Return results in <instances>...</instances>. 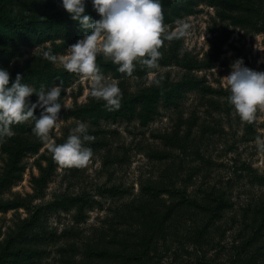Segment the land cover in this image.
Returning <instances> with one entry per match:
<instances>
[{
    "label": "rangeland",
    "instance_id": "rangeland-1",
    "mask_svg": "<svg viewBox=\"0 0 264 264\" xmlns=\"http://www.w3.org/2000/svg\"><path fill=\"white\" fill-rule=\"evenodd\" d=\"M3 4L5 0H0V6ZM60 4L61 0H14L7 6L14 14L32 12L33 9L39 14L40 10H54ZM181 20L189 23L188 33L180 39L164 40L160 46L163 55L159 58L158 68L149 70L134 61L135 68L142 70L143 75L124 79L122 85L121 80L112 75L105 77L118 81L123 93L121 102L184 79L203 80L219 93L203 95L190 92L178 109L160 107L159 115L147 127H142L135 119L102 120L99 125H94L88 118H59L58 126L49 132L56 143H63L78 122H86L88 131L95 136L94 140L85 142L93 149L87 165L65 166L57 162L49 172L44 197H31L35 194L33 179L42 174L39 164L48 167V162L41 157L53 159V154L43 142L38 155L30 154L24 158L26 171L22 181L3 197L13 199L21 196L33 205H41L51 202L56 196L87 195L100 200L102 206L89 212L87 222L80 225L73 219L74 212L51 216L52 227L58 228V232L70 228L73 235L69 237L68 233L66 244L62 241L50 247V255L41 264H64L58 248H67L76 261L80 260L83 258L80 250L87 247L85 242L89 237L94 238L102 231L109 234V229L131 230L137 226L138 222L125 223L127 217L124 215L133 210L129 208L130 204L138 206L140 211L138 196L142 187L157 179L172 182L179 190L192 196H203L211 189H225L234 209L218 224L219 229L214 228L210 236L206 235V245L202 249L194 246L191 235L203 226V216L199 213L184 214L173 222V227L162 236L164 239L154 241L153 252L146 256L149 264H198L204 252L208 258H215L220 263L228 260L233 248L243 243V236L247 234L242 229L243 211L264 203V152L258 151L255 143L257 135H264V107L257 109L254 120H241L229 103L230 86L226 76L232 70L231 64L240 57L244 58L247 66L264 70V33L255 34L249 29L231 26L206 3L195 6V13ZM175 25H167L166 31ZM227 34L230 36L228 42L219 49V40ZM35 47L23 48L17 57H8V69L12 72L33 65L37 59L47 60L39 54L33 55ZM41 47H51L57 54L67 52V49L59 51L51 43ZM97 59L110 60L102 54H98ZM161 76L160 84H156ZM90 92L87 77L73 78L71 86L61 93L62 103L68 107H62L60 111L75 110L93 101L105 103ZM37 98L36 93L31 95V100ZM108 188L120 189L121 194L117 197L105 195L103 192ZM163 204H152L149 208L161 210ZM28 217L23 208L0 213V241L13 229L16 230L19 220ZM257 244L263 252L264 236Z\"/></svg>",
    "mask_w": 264,
    "mask_h": 264
},
{
    "label": "trees",
    "instance_id": "trees-1",
    "mask_svg": "<svg viewBox=\"0 0 264 264\" xmlns=\"http://www.w3.org/2000/svg\"><path fill=\"white\" fill-rule=\"evenodd\" d=\"M14 0H5L0 6V67H7L8 57H17L23 48H33L38 44L51 43L59 51H64L68 46L83 35L84 29L78 21L73 20L62 2L54 10H40L37 14L32 12H10L7 3ZM206 3L217 10L218 17L228 22L231 26L249 29L255 34L264 33V0H162L165 25L176 23L177 19L195 13V6ZM59 8V9H57ZM87 11L91 16L99 18V13L88 0ZM229 34L220 41L219 49L228 42ZM6 63V64H5ZM104 75H112L121 80L131 76L143 75V71L134 68L132 75L117 71V65L111 60L97 59ZM8 68V67H7ZM20 72L24 81L39 89L41 85L52 86L63 82V90L71 86L73 78L81 76L79 73L70 72L63 67H55L49 60L37 59L33 65L25 69H14L11 80ZM10 80V82H11ZM190 92H199L203 95H215L214 90L203 80L184 79L152 92H144L121 102L118 109L109 111L101 101H93L88 105L75 110L60 111L62 119L88 118L94 125H99L102 120L135 119L142 127H147L158 115L160 107L167 110L178 109L186 100ZM41 109L35 110L39 116ZM34 119L28 118L11 125L13 135L0 139V213L19 211L25 209L29 217L19 220L16 230L13 229L0 241V264H41L50 255V247L71 237L72 229L67 228L58 232V228L50 225V217H59L61 213L74 212L73 219L77 225L87 222L89 212L102 206V202L92 196H56L51 202L33 205V202L16 196L5 199L3 195L10 191L23 179L26 171L24 158L27 155H38L44 144L32 131ZM48 162V167L41 169V176L34 178L35 194L31 197L42 198L45 187L50 177L49 172L57 163L50 157L42 156ZM105 195L117 197L121 190L108 188ZM139 197V206L130 204L133 210L124 215L125 223L138 222L131 230L122 228L109 229V234L102 231L94 238L86 239L88 245L80 250L83 258L75 260L70 250L58 248V253L63 257L64 264H149L146 256L153 252L154 241L162 238L184 214L199 213L203 216L204 224L194 230L191 235L192 243L198 248H203L206 235L212 234L214 228L234 209V203L225 189H211L210 193L203 196L188 195L186 191L179 190L172 182L166 183L161 179L150 181L142 187ZM163 202L161 210L149 208L152 204ZM136 227V228H135ZM242 229L246 230L243 243L233 248V253L226 261L218 262L215 258H208L204 252L198 264H263L264 251L257 247V242L264 236V203L253 209L243 211ZM168 241V239H165ZM65 241V242H64ZM82 242V243H83ZM257 247V249H256ZM264 249V247H262ZM223 249V247H222ZM232 251V250H231ZM256 251V252H255ZM157 252V251H156ZM259 257H262L259 259ZM263 261V262H262Z\"/></svg>",
    "mask_w": 264,
    "mask_h": 264
},
{
    "label": "clouds",
    "instance_id": "clouds-1",
    "mask_svg": "<svg viewBox=\"0 0 264 264\" xmlns=\"http://www.w3.org/2000/svg\"><path fill=\"white\" fill-rule=\"evenodd\" d=\"M71 18L79 22L83 35L70 44L65 54H57L51 47L38 44L33 55L62 65L64 69L81 74L90 80L93 97L105 101V107L112 111L121 106L122 91L117 80H109L97 63L102 54L116 64L117 71L132 75L137 61L149 70L159 67L163 53L160 46L164 40L185 37L189 30L186 20L177 19L175 28L166 31L162 0H91L99 18H93L87 11L88 0H61ZM227 83L230 86L229 103L241 120L252 121L257 109L264 107V70H255L240 57L231 64ZM163 76L155 81L160 84ZM7 67H0V139L13 135L11 125L28 118L35 123L32 131L44 142L53 159L61 165L83 167L93 156V149L85 142L95 136L88 131L86 122H78L71 128L63 143H56L49 136L50 129L58 126L60 110L67 108L62 103L63 82L52 86L41 85L35 89L23 82L18 72L14 80ZM37 94L35 101L31 95ZM39 116L35 115L37 108ZM258 151L264 152V135L255 138Z\"/></svg>",
    "mask_w": 264,
    "mask_h": 264
}]
</instances>
